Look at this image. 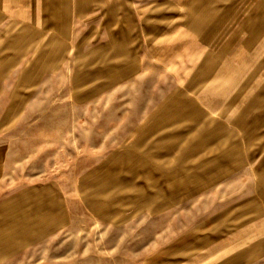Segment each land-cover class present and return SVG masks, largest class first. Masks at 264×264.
<instances>
[{"label": "rangeland", "instance_id": "374dc122", "mask_svg": "<svg viewBox=\"0 0 264 264\" xmlns=\"http://www.w3.org/2000/svg\"><path fill=\"white\" fill-rule=\"evenodd\" d=\"M33 1L0 0V264H264V0H37L29 33Z\"/></svg>", "mask_w": 264, "mask_h": 264}, {"label": "crops", "instance_id": "0c3cea01", "mask_svg": "<svg viewBox=\"0 0 264 264\" xmlns=\"http://www.w3.org/2000/svg\"><path fill=\"white\" fill-rule=\"evenodd\" d=\"M33 3L34 4L32 5V8L29 7V14H28V22H29V25H30L29 28H28L29 33H33L34 32V30H33V28L31 26L34 25V24L36 25V22H37V20H36V16L37 15H36V13H33V11L36 12V10H37V4H36L37 0H34ZM61 5H62L61 6L62 8L60 9V11L62 13V17L65 18V15H64V11L65 10L63 9V7H65V4L63 5V3H62ZM54 8L55 7L53 5V0H44V5H43L42 11L43 10L45 11V18H44V22L41 23L42 25L44 23L45 26H49L48 24H49V21H50V26L51 27L53 26L52 24L54 22L52 20H53V17H54L53 13L55 12ZM79 12H80V10H78V14H79ZM65 13H66V11H65ZM54 24H56V23H54ZM59 26H62V25H59ZM78 43H79V41H78ZM142 50H143V48L141 46V47L138 48L137 52L136 51L135 52L132 51L130 56L127 58L126 62L124 64H122L124 66L123 72L119 73V74H117V73L116 74H112V81H119V82L120 81H123V82L124 81H130V80L133 81L134 78H137L138 76L142 77V76H145L144 74H147L149 66L151 64H150L149 59H147V58H145V56H143L144 54L142 53L143 52ZM129 60H131L132 62L134 61L135 65L132 66V63ZM78 75L79 74H77V76ZM148 111L145 110V113H147ZM125 127L128 128L129 131H132L133 128L134 129L136 128V126L132 125V124L131 125H127ZM165 181L166 180L163 179L162 176H158V178H157V182L158 183L164 184ZM168 184L171 185V181H168Z\"/></svg>", "mask_w": 264, "mask_h": 264}]
</instances>
